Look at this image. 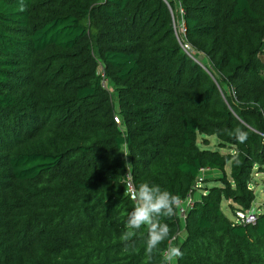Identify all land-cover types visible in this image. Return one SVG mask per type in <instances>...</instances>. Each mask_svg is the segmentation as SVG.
I'll return each mask as SVG.
<instances>
[{
    "label": "trees",
    "instance_id": "obj_1",
    "mask_svg": "<svg viewBox=\"0 0 264 264\" xmlns=\"http://www.w3.org/2000/svg\"><path fill=\"white\" fill-rule=\"evenodd\" d=\"M177 2L205 62L174 36ZM263 54L264 0H0V264H161L146 227L121 239L126 171L189 197L163 218L176 264H264V211L220 208L250 207L264 171ZM200 169L220 175L196 185Z\"/></svg>",
    "mask_w": 264,
    "mask_h": 264
},
{
    "label": "clouds",
    "instance_id": "obj_2",
    "mask_svg": "<svg viewBox=\"0 0 264 264\" xmlns=\"http://www.w3.org/2000/svg\"><path fill=\"white\" fill-rule=\"evenodd\" d=\"M235 136L241 143L247 139V133L241 129H236ZM126 194L135 202V205L128 213L126 230L121 236L122 241H130L142 227H146L145 253L148 260L152 259L154 253L160 252L161 264H176L183 256V252L179 246L169 240L170 228L163 222V218L174 214L179 207L180 198L160 185L147 181L140 183L138 187ZM166 240L169 241L168 246L161 251L159 246Z\"/></svg>",
    "mask_w": 264,
    "mask_h": 264
},
{
    "label": "rangeland",
    "instance_id": "obj_3",
    "mask_svg": "<svg viewBox=\"0 0 264 264\" xmlns=\"http://www.w3.org/2000/svg\"><path fill=\"white\" fill-rule=\"evenodd\" d=\"M173 15H174V17L176 16L174 11H173ZM194 52L196 54V56H194L196 59L201 58V60H204L200 53H197L195 50H193V53ZM262 56L264 57V54ZM204 62H205V60H204ZM96 68H97V72H99V73L102 72L100 63L97 64ZM104 78L105 79H104L102 86L107 87V89L111 95V98L115 103L116 97H115L114 92H112L111 82L108 80L107 77L104 76ZM204 137L205 138L201 137L200 134L196 135L195 142L199 147H207L210 149H217L219 151H232V148H230L228 145H224L223 147L219 146L218 145V139L215 135L210 134V135H206ZM224 169L226 170V173H227L228 163L224 166ZM219 175H220V173L217 170H208L202 174L203 177H206L208 179L215 178ZM206 184L207 185L218 184V182L214 181V180H208V181H206ZM201 185H203V183H201ZM249 186L253 189V192H254V198L252 199V201L250 203V207H252L256 211H264V171H258L257 168H253L252 172H251V178L249 180ZM225 201L226 200H223V199L221 200L220 208H221L222 212L229 219H232V212L229 209L228 204H227L228 201H226V202ZM181 235L182 234L180 233L179 237ZM171 241L173 242L172 239H171Z\"/></svg>",
    "mask_w": 264,
    "mask_h": 264
},
{
    "label": "built area",
    "instance_id": "obj_4",
    "mask_svg": "<svg viewBox=\"0 0 264 264\" xmlns=\"http://www.w3.org/2000/svg\"><path fill=\"white\" fill-rule=\"evenodd\" d=\"M166 1V0H163ZM169 13L171 16V26L173 29L174 36L178 42V44L181 46V48L186 52L188 55L191 57L193 56V49L188 43V41L185 39L184 35V23L182 20V14H183V9L181 5L177 2L175 4L174 9H171L169 7ZM173 11L175 12L176 16L174 17ZM104 75L103 72L100 73V84L103 85L104 82ZM115 121H118V119L114 116L113 117ZM205 172V169H200V173L197 175V182L196 185H200V179L201 175ZM124 177L127 181V190L130 193L133 190V186L130 182V177L128 171L124 173ZM189 201V197L184 198L183 200H179V207L177 208L178 212L182 213L184 208L186 207L187 203ZM256 210L253 209L252 207L248 208H241V207H236L234 208L232 212V221L238 222V223H245V222H253L256 216ZM166 249V248H165Z\"/></svg>",
    "mask_w": 264,
    "mask_h": 264
},
{
    "label": "crops",
    "instance_id": "obj_5",
    "mask_svg": "<svg viewBox=\"0 0 264 264\" xmlns=\"http://www.w3.org/2000/svg\"><path fill=\"white\" fill-rule=\"evenodd\" d=\"M226 201H227V200H226ZM226 201H225V202H226Z\"/></svg>",
    "mask_w": 264,
    "mask_h": 264
}]
</instances>
